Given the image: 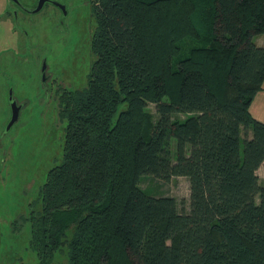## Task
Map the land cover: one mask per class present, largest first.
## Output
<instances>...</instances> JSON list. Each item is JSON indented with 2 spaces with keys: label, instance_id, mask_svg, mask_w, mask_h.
Instances as JSON below:
<instances>
[{
  "label": "trees",
  "instance_id": "1",
  "mask_svg": "<svg viewBox=\"0 0 264 264\" xmlns=\"http://www.w3.org/2000/svg\"><path fill=\"white\" fill-rule=\"evenodd\" d=\"M91 1L95 61L61 99L64 158L31 217L39 264L65 243L70 264H264V0ZM145 175L187 177L190 213Z\"/></svg>",
  "mask_w": 264,
  "mask_h": 264
},
{
  "label": "rangeland",
  "instance_id": "2",
  "mask_svg": "<svg viewBox=\"0 0 264 264\" xmlns=\"http://www.w3.org/2000/svg\"><path fill=\"white\" fill-rule=\"evenodd\" d=\"M69 2L66 16L58 10L36 15L35 23L26 25L32 39L28 42L16 40L9 28H0V264H39L31 246V217L42 212L40 190L50 170L60 166L64 158L68 121L60 98L43 81L45 62L52 82L58 80L67 91H78L87 87L95 61L91 42L96 24L91 1ZM184 55L185 51L181 57ZM11 91L22 108L10 127ZM148 110L159 118L155 105L149 104ZM170 141L175 155L177 142ZM243 147L242 137L241 150ZM261 174L264 176V171ZM139 187L150 196L173 197L179 212L190 213L187 177L162 180L145 175ZM50 264H70L67 243L55 251Z\"/></svg>",
  "mask_w": 264,
  "mask_h": 264
},
{
  "label": "flooded vegetation",
  "instance_id": "3",
  "mask_svg": "<svg viewBox=\"0 0 264 264\" xmlns=\"http://www.w3.org/2000/svg\"><path fill=\"white\" fill-rule=\"evenodd\" d=\"M69 4V0H0V28H9L16 37V40L23 42L25 39L28 42L32 39L29 37L26 25L35 23L33 18L36 15L42 13L44 10H58L66 16ZM40 7L41 9H39ZM45 68L46 62L43 68V81L44 83L46 82V85L48 83L51 85L50 87L54 89L53 92H55L56 97L60 98L59 105H61V99L67 90L58 80L52 82L53 79L50 80ZM9 100L11 101V111H13L14 106L15 110L19 111V118L22 106L17 100H14L12 91Z\"/></svg>",
  "mask_w": 264,
  "mask_h": 264
},
{
  "label": "crops",
  "instance_id": "4",
  "mask_svg": "<svg viewBox=\"0 0 264 264\" xmlns=\"http://www.w3.org/2000/svg\"><path fill=\"white\" fill-rule=\"evenodd\" d=\"M254 41L258 45H261V46L264 45L262 36H258L256 39H254ZM250 112L253 114L255 119H257L260 122H264V84L262 86L261 92H259L253 100V103L250 106ZM250 136H251V133H250ZM262 171H264V163L256 172L259 176L260 185L264 184V176L261 174Z\"/></svg>",
  "mask_w": 264,
  "mask_h": 264
},
{
  "label": "water",
  "instance_id": "5",
  "mask_svg": "<svg viewBox=\"0 0 264 264\" xmlns=\"http://www.w3.org/2000/svg\"><path fill=\"white\" fill-rule=\"evenodd\" d=\"M39 9H41V7L39 8ZM38 11V10H37ZM13 116H12V119H11V122H10V127L13 125V123L15 122V121H17V119H18V110H15V108H14V106H13Z\"/></svg>",
  "mask_w": 264,
  "mask_h": 264
}]
</instances>
